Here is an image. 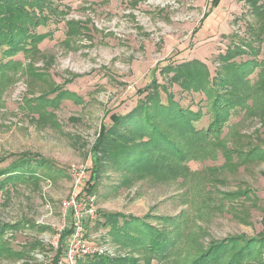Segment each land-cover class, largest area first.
I'll list each match as a JSON object with an SVG mask.
<instances>
[{
  "label": "rangeland",
  "instance_id": "obj_1",
  "mask_svg": "<svg viewBox=\"0 0 264 264\" xmlns=\"http://www.w3.org/2000/svg\"><path fill=\"white\" fill-rule=\"evenodd\" d=\"M51 1L67 12L58 23L38 28L39 32H51L39 48L52 63L40 58L34 66L44 73L43 79L31 84L22 72L2 94L0 168L22 153L41 158L43 166L35 165L36 179L13 180L0 188V240L12 251L24 253L19 258L0 253V264H44L35 254L49 248L43 236L58 239L57 229L63 225L60 203L71 191L72 165L86 169L80 195L95 199L96 217L87 222L85 238L111 246L114 255L108 259L140 256L149 264H164L142 249L114 242L108 229L97 225L101 212L145 217L160 233L171 232L173 222H180L176 231L185 251L196 249L197 243L205 247L231 235L253 237L262 232L264 160L239 164L234 156L233 162L223 164L221 147L215 159L187 160L180 175L148 168L139 176H130L129 171L100 155L107 161L100 164L96 186L92 192L84 191L100 125L109 124L112 113L130 111L139 98L136 91L150 84L154 76L183 108L196 111L202 106V94L182 92L172 73L164 76L155 72L158 65L198 59L214 77L222 67L219 55L234 46L244 47L245 42L244 55L234 61L251 59L254 51L257 62L264 59V15L254 12L253 1L220 0L213 10L211 0ZM257 3L263 5L264 0ZM205 13L208 16L203 19ZM69 19L81 21L85 28L67 47L62 41ZM258 71V67L251 69V82L261 77ZM52 87L74 92L80 102L65 99L57 108H49L55 121L51 125L50 120L37 119V114L25 110L23 101ZM160 93L165 99L162 89ZM208 122L205 114L195 127L205 129ZM223 135L230 147L247 149L249 143L263 146L264 104L256 103L252 114L232 112ZM248 188L249 199H227L226 193ZM242 210L248 212L246 220L237 218ZM35 242L37 245L31 247Z\"/></svg>",
  "mask_w": 264,
  "mask_h": 264
},
{
  "label": "trees",
  "instance_id": "obj_2",
  "mask_svg": "<svg viewBox=\"0 0 264 264\" xmlns=\"http://www.w3.org/2000/svg\"><path fill=\"white\" fill-rule=\"evenodd\" d=\"M251 1L254 12L264 15V4H258L257 0ZM218 2L212 0L211 6L216 7ZM66 13L51 0H0V106L4 90L22 72L31 84L43 79L44 73L38 72L34 64L40 58L52 63V59H45L39 48L40 43L51 36V32H39L38 28L45 27L49 22L58 23L61 16L65 18ZM204 16L206 18L207 14ZM65 26L62 43L69 47L75 37L83 34L85 25L81 21L69 19L65 21ZM244 47L234 46L230 51L220 54L218 58L222 67L217 69L214 77L210 75L206 64L198 59L158 65L155 72L164 76L172 73V80L182 92L202 94V106L196 111L183 108L165 84L157 83L154 76L150 84L136 91L139 98L130 111L122 115L112 113L109 115L110 123L100 125L91 149L90 176L84 191L89 193L94 190L100 164L106 159L110 164L129 171L130 176H139L148 168L157 173L180 175L181 166L187 160H202L204 157L215 159L220 147L224 148L222 156L226 163L233 162L234 156L239 164L264 160V145L249 143L247 149L230 147L223 135L232 112L242 110L244 115H248L252 114L256 103L264 104V59L257 62V52L254 51L251 59L234 61L235 57L244 55ZM18 54H21L22 59L15 58ZM253 67L259 68L258 74L262 73L261 77L259 75L256 81L251 82L249 75ZM257 82L261 86H257ZM65 99L80 102L74 92L52 87L37 97L25 99L23 107L37 114V119L50 120L49 124L52 125L55 121L49 108H57ZM205 114L209 117L207 127L197 129L195 122ZM100 155L106 159H101ZM36 157L22 153L7 167L0 168V188L13 180L36 179V166H43L41 158ZM226 195L229 196L228 200L251 197L249 188ZM247 215L246 210L237 212L240 220H246ZM100 216L102 219L97 221V225L107 228L114 242L142 249L150 258H157L164 264H264V229L253 237L231 235L214 240L205 247L197 243L196 249L185 251L176 231L180 222H173L171 232L160 233L145 221V217L119 212H101ZM69 232V229L62 232L60 246ZM2 233L1 227L0 237ZM3 243L0 240V253H7L14 258L24 255L22 251H12ZM35 245L37 242L31 247ZM60 254L58 250L53 264H57ZM80 261V264H149L148 260L140 256L117 260L100 256Z\"/></svg>",
  "mask_w": 264,
  "mask_h": 264
},
{
  "label": "built area",
  "instance_id": "obj_3",
  "mask_svg": "<svg viewBox=\"0 0 264 264\" xmlns=\"http://www.w3.org/2000/svg\"><path fill=\"white\" fill-rule=\"evenodd\" d=\"M71 191L60 203V216L63 225L58 227L55 238L43 236V242L49 247L47 252L35 254L39 262L53 264L55 254L61 251L57 264H77L78 260H86L93 257H111L114 255L113 248L104 242H95L85 238L87 222L95 219L96 206L94 197H82L81 186L86 181V169L83 166L72 165ZM67 220V222H66ZM70 230L62 246L59 239L64 230ZM17 264H20L19 262Z\"/></svg>",
  "mask_w": 264,
  "mask_h": 264
},
{
  "label": "crops",
  "instance_id": "obj_4",
  "mask_svg": "<svg viewBox=\"0 0 264 264\" xmlns=\"http://www.w3.org/2000/svg\"><path fill=\"white\" fill-rule=\"evenodd\" d=\"M211 1H212V0H211ZM219 3H220V0H219V2H218V5H219ZM210 4H211V3H210ZM218 5H217L216 7H212L211 5H210V6L212 7L211 9L213 10V9L217 8ZM212 10H211V11H212ZM207 16H208V15H207ZM204 17H205V16L203 15V18H204ZM99 129H100V127H99ZM98 132H99V131H98ZM97 135H98V133H97ZM48 250H49V249H47V251H48ZM47 251H46V252H47ZM48 252H49V251H48ZM55 258H56V257H55Z\"/></svg>",
  "mask_w": 264,
  "mask_h": 264
}]
</instances>
